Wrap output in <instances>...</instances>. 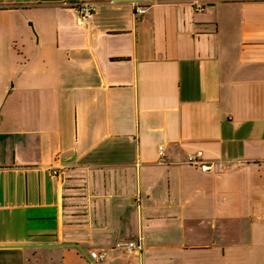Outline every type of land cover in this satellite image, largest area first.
I'll return each mask as SVG.
<instances>
[{
    "label": "crops",
    "instance_id": "0c3cea01",
    "mask_svg": "<svg viewBox=\"0 0 264 264\" xmlns=\"http://www.w3.org/2000/svg\"><path fill=\"white\" fill-rule=\"evenodd\" d=\"M0 231V264H264V0H0Z\"/></svg>",
    "mask_w": 264,
    "mask_h": 264
},
{
    "label": "built area",
    "instance_id": "2783aa9c",
    "mask_svg": "<svg viewBox=\"0 0 264 264\" xmlns=\"http://www.w3.org/2000/svg\"><path fill=\"white\" fill-rule=\"evenodd\" d=\"M63 5H67L74 10L75 13V21L79 25L87 24L92 18L95 13L96 4L93 2H83L79 4H68L66 2ZM136 12L137 14H142L144 12V7L135 3ZM195 11L201 10L199 6L194 7ZM159 154L161 159L164 161L165 159V152L164 148L161 147L159 150ZM186 163L192 166H197L202 172H206L210 170L213 166L210 165L206 160H204L200 155L197 154H190L187 156ZM216 167V166H215ZM218 169V167H216ZM52 174L57 176L59 174L58 169H52ZM119 248H124L128 252H133L135 250L141 251L143 249V243L141 238L130 240L125 243H119L117 245ZM105 252H97L92 251L90 253V258L97 263L98 261L102 260L105 257Z\"/></svg>",
    "mask_w": 264,
    "mask_h": 264
},
{
    "label": "water",
    "instance_id": "95a60500",
    "mask_svg": "<svg viewBox=\"0 0 264 264\" xmlns=\"http://www.w3.org/2000/svg\"><path fill=\"white\" fill-rule=\"evenodd\" d=\"M55 245V244H53ZM23 247H27V246H35V245H22ZM38 246V245H37ZM42 246H51L50 244H47V245H42Z\"/></svg>",
    "mask_w": 264,
    "mask_h": 264
},
{
    "label": "rangeland",
    "instance_id": "374dc122",
    "mask_svg": "<svg viewBox=\"0 0 264 264\" xmlns=\"http://www.w3.org/2000/svg\"><path fill=\"white\" fill-rule=\"evenodd\" d=\"M1 232V231H0Z\"/></svg>",
    "mask_w": 264,
    "mask_h": 264
}]
</instances>
